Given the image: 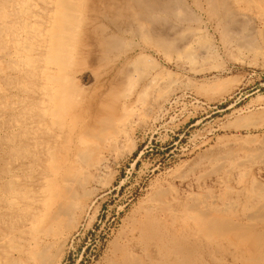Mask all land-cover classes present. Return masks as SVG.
<instances>
[{
    "label": "rangeland",
    "instance_id": "374dc122",
    "mask_svg": "<svg viewBox=\"0 0 264 264\" xmlns=\"http://www.w3.org/2000/svg\"><path fill=\"white\" fill-rule=\"evenodd\" d=\"M0 264H264V0H0Z\"/></svg>",
    "mask_w": 264,
    "mask_h": 264
}]
</instances>
